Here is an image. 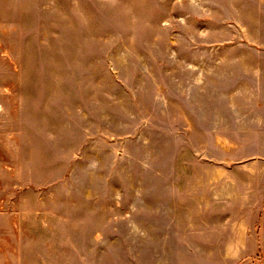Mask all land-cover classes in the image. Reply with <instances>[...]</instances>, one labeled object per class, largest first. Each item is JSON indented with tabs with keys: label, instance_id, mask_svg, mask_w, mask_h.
<instances>
[{
	"label": "rangeland",
	"instance_id": "obj_1",
	"mask_svg": "<svg viewBox=\"0 0 264 264\" xmlns=\"http://www.w3.org/2000/svg\"><path fill=\"white\" fill-rule=\"evenodd\" d=\"M247 7L0 0V264H236L257 252L237 243L257 222L251 192H214L264 152L225 131L250 123L251 102L231 99L218 67L252 44L250 22L242 36L234 19Z\"/></svg>",
	"mask_w": 264,
	"mask_h": 264
},
{
	"label": "crops",
	"instance_id": "obj_2",
	"mask_svg": "<svg viewBox=\"0 0 264 264\" xmlns=\"http://www.w3.org/2000/svg\"><path fill=\"white\" fill-rule=\"evenodd\" d=\"M243 1H246L249 7L236 10L235 24L238 32L240 31L242 36H246L245 31L248 26L243 22H250L252 44L250 46H230V52L235 54L234 57L219 60L218 67L222 69L220 75H224L228 81L229 89L233 90L229 91L230 94L234 95L231 99L251 102V104L246 105L245 103L241 106L242 110H251L242 114V117H250V123L242 122L241 124L229 125L225 127V131L249 134L246 137L241 136L239 140L249 143L252 148L264 149V32L259 31L260 23H264V0ZM239 21L241 23H238ZM239 24L242 26L238 27ZM221 49L223 52V48ZM244 49H249V56H245L246 54L239 56ZM238 108L240 106L237 104H234V108L232 106L234 112L231 113L233 116L239 115ZM249 165L248 177H243L239 173L228 174V180L233 182H228L225 187L219 185L214 192H220L219 196L224 194L225 197H239L243 196V192H251L250 195L255 200L251 203L250 212L257 213V222L256 225L248 227L247 231L238 237L240 240H237V243L254 244L258 248L257 252L250 255L241 254L235 259V262L236 264H238L237 262H241V264H264V152L261 156L253 158ZM220 243H226V239Z\"/></svg>",
	"mask_w": 264,
	"mask_h": 264
}]
</instances>
